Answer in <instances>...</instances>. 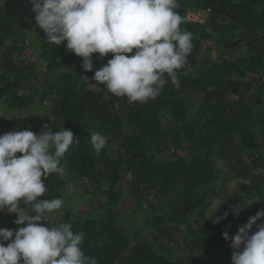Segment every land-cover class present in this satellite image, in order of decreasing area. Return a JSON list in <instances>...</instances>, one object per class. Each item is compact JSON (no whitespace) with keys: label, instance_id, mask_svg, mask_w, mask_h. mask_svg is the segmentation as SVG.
I'll return each instance as SVG.
<instances>
[{"label":"trees","instance_id":"obj_1","mask_svg":"<svg viewBox=\"0 0 264 264\" xmlns=\"http://www.w3.org/2000/svg\"><path fill=\"white\" fill-rule=\"evenodd\" d=\"M177 4L181 30L193 34L179 88L169 81L154 100L130 103L92 79L111 53L93 54L86 72L36 23L27 33L30 0H0V134L74 133L65 174L49 175L40 199H63L80 181L94 190L95 208L54 221L83 233L82 251L98 264H232L223 233L264 209V0ZM93 132L107 137L99 153ZM240 202L248 208L237 217Z\"/></svg>","mask_w":264,"mask_h":264},{"label":"clouds","instance_id":"obj_2","mask_svg":"<svg viewBox=\"0 0 264 264\" xmlns=\"http://www.w3.org/2000/svg\"><path fill=\"white\" fill-rule=\"evenodd\" d=\"M30 3L37 26L47 35L46 41L65 45L81 57L84 71H93V54L101 58L112 54L92 77L112 94L126 97L130 103H144L154 100L169 81L179 88L177 73L187 64L193 34L180 28L183 20L176 11L177 0ZM74 138V133L65 128L46 129L40 134L28 129L0 134V212L6 209L15 213L18 218L14 223L26 224L18 230L0 228V264H98L96 258L82 251L83 233H75L70 223H56L49 216L62 208L63 200L40 199L47 190L44 180L53 173L65 174L61 158ZM90 143L99 153L107 146V137L93 132ZM21 202L31 205V211L22 209ZM246 208L240 202L231 211L238 217ZM228 215L226 211L213 223ZM261 220L264 209L249 217L235 235L223 233L234 250L232 264H264V223L258 224ZM254 226L257 230L253 232ZM5 241L10 243L5 246Z\"/></svg>","mask_w":264,"mask_h":264},{"label":"rangeland","instance_id":"obj_3","mask_svg":"<svg viewBox=\"0 0 264 264\" xmlns=\"http://www.w3.org/2000/svg\"><path fill=\"white\" fill-rule=\"evenodd\" d=\"M21 18L22 25H25L26 28H28L27 33L31 32L32 30H30V26L34 27V23H36L35 14L29 13L25 10L24 13L21 14ZM30 112L31 114H33L34 110H30ZM34 125H36V128H38L36 123ZM93 193L94 190L90 189L85 182L80 181L78 184L69 183L65 190L64 198L62 199L64 202L62 208L60 210H57L56 212L50 213L49 216L54 220L59 221L61 216L66 214L68 210H72L73 212L85 213L90 207L95 208L97 203L94 200L95 195ZM6 214L7 217L5 216L3 222H0V228L18 230V228L26 226V224H15V219L10 216V213L6 212Z\"/></svg>","mask_w":264,"mask_h":264},{"label":"built area","instance_id":"obj_4","mask_svg":"<svg viewBox=\"0 0 264 264\" xmlns=\"http://www.w3.org/2000/svg\"><path fill=\"white\" fill-rule=\"evenodd\" d=\"M189 20H194V21H198L200 19V15L199 14H195V13H191L189 15Z\"/></svg>","mask_w":264,"mask_h":264}]
</instances>
